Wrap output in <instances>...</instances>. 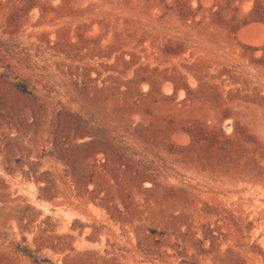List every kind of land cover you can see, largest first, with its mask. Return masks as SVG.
Segmentation results:
<instances>
[{
	"label": "rangeland",
	"instance_id": "obj_1",
	"mask_svg": "<svg viewBox=\"0 0 264 264\" xmlns=\"http://www.w3.org/2000/svg\"><path fill=\"white\" fill-rule=\"evenodd\" d=\"M253 3L0 0V206H33L30 243L52 217L69 246L45 247V264L68 253L83 264L79 252L84 264H224L228 248L264 264V23L242 24ZM100 127L131 160L108 146L107 166L85 158L79 144ZM33 166L52 173L53 200L24 173ZM93 170L88 189L103 188L110 212L78 187ZM150 228L166 234L144 255ZM0 230L20 239L15 219ZM8 242L0 251L13 253Z\"/></svg>",
	"mask_w": 264,
	"mask_h": 264
},
{
	"label": "trees",
	"instance_id": "obj_2",
	"mask_svg": "<svg viewBox=\"0 0 264 264\" xmlns=\"http://www.w3.org/2000/svg\"><path fill=\"white\" fill-rule=\"evenodd\" d=\"M184 17H187L186 14H183ZM251 22H263L264 23V0H254L252 8L249 10V12L246 14L245 19L243 20L242 24H248ZM240 25H238L237 28H239ZM236 28V29H237ZM257 62L260 65L264 66V54L257 59ZM227 73H231V69H226ZM15 86L22 92L31 93V90L29 89V86L24 82H17ZM261 98L264 100V96H261ZM203 131L202 129H200ZM191 134L195 138H199L196 130H191ZM92 135H95L90 140H84L82 141L79 146L84 149V151H87L85 154V158L88 159L90 157L94 158L96 162L94 165H98L97 162L100 163L102 166H107V161L111 157V153L109 150H107L106 146L110 147L112 151L119 152L122 157L127 158L129 160L132 159V156L128 154V147L122 146L120 144L115 143L116 139L115 137H112L110 135V132L103 128H97L96 132H93ZM228 143L234 142L232 137H228L227 139ZM96 143H99V145H95ZM99 153L104 154L103 157H105L106 161L101 162V159H97V155ZM17 163L22 166L21 159H16ZM86 165H90V163H86ZM98 165V166H100ZM8 171L10 173H14L15 170L13 168H8ZM30 172L33 173V177L36 182L45 181L47 182L46 185L42 186L41 189L48 191V194H40L39 198H45L48 200H53L56 197V194H54L51 191V186L49 184H55L54 178H49L52 173L48 170L40 172L39 168H35L34 166L31 167L29 170L24 171V173L27 175V177H31ZM94 175L95 171H91L88 174H82V176L78 179V187L82 188L85 187V191L90 193L89 198L96 204H99L103 207H106L107 210L110 212V206H109V200L107 199V195L101 196V191L103 188H94L92 190L88 189L89 183L94 182ZM2 186L1 187H7V184L5 183V180L2 179ZM83 191H78L77 195L82 196ZM4 202V205L0 206V220L2 219L4 224L9 222L12 219H15L20 228H21V234L20 239L17 238V235L15 233H10L8 231L0 230V240L2 243H6L7 240H9L7 246L10 247V250L13 253H8L7 251H0V264H8L14 260V255H20V256H26L29 257L33 264H45L50 262L51 259L49 257H45L40 255V252L45 248L49 247L53 249L54 251H64L66 246H69L67 242H63V239L65 238L64 235L56 234L54 231V226L51 222V216L48 215L46 219H43L38 226V231L35 233L33 237V242L30 243L28 240V236L24 233L25 231H31L30 225L36 221L37 215L32 212L33 206L29 203L25 205L17 204L15 206H11L8 209L7 203L5 199H2ZM113 209L118 212V214H112L111 216L113 218L119 217L122 213V210L119 209L117 204L113 206ZM173 219H177L180 216L179 215H173ZM173 222V221H170ZM204 225V224H203ZM209 228V226H208ZM150 235H147L144 237L145 241L142 240L138 241V249L139 251L144 255H155L156 253L160 252V248L162 247V241L161 237L166 234V231H158L157 229L150 228ZM197 233V232H195ZM160 235V237H156V235ZM208 238H211L213 241L215 240V235L212 234V229H210L209 232H205L203 238H200V242H204ZM73 249V248H72ZM203 253H206L207 251L202 248L201 250ZM229 255H227V258L223 260L224 264H243L242 260L238 253L232 249L228 248L226 251ZM84 254L78 253V257L81 260V263H85L83 259ZM64 262L63 264H78L75 263V258L71 257L70 254H66L64 256ZM116 257L110 258H103L104 264H109L112 260H115ZM182 264L187 263L188 261L183 259Z\"/></svg>",
	"mask_w": 264,
	"mask_h": 264
},
{
	"label": "bare ground",
	"instance_id": "obj_3",
	"mask_svg": "<svg viewBox=\"0 0 264 264\" xmlns=\"http://www.w3.org/2000/svg\"><path fill=\"white\" fill-rule=\"evenodd\" d=\"M244 40V39H243ZM264 40V39H263ZM263 40H258V41H260V42H262L263 43ZM249 42V41H248ZM255 42V44H257V41H254ZM254 42H251V43H254ZM260 42L258 43V44H260ZM180 93V92H179ZM188 136V135H187ZM182 143V142H181ZM99 155V154H98Z\"/></svg>",
	"mask_w": 264,
	"mask_h": 264
}]
</instances>
